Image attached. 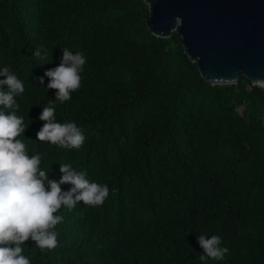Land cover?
<instances>
[{
    "label": "trees",
    "instance_id": "1",
    "mask_svg": "<svg viewBox=\"0 0 264 264\" xmlns=\"http://www.w3.org/2000/svg\"><path fill=\"white\" fill-rule=\"evenodd\" d=\"M148 13L143 0H0V35L21 32L0 45V66L52 68L64 47L85 56L81 86L54 105L84 143L38 145L41 167L58 179L68 163L109 190L99 206L58 210L54 249L24 242L30 264H202L201 233L219 234L228 249L206 264H264V86L244 76L207 83L176 32L147 29ZM19 43L20 57L4 62ZM47 80L41 97L22 101L30 127L55 99ZM180 203L186 217L168 220V206Z\"/></svg>",
    "mask_w": 264,
    "mask_h": 264
},
{
    "label": "clouds",
    "instance_id": "2",
    "mask_svg": "<svg viewBox=\"0 0 264 264\" xmlns=\"http://www.w3.org/2000/svg\"><path fill=\"white\" fill-rule=\"evenodd\" d=\"M20 35L18 31L9 41L0 35V45H12L10 43ZM23 50L21 43L15 44L2 58L4 62L18 59ZM60 50L59 63L52 68L36 67L28 62H17L11 68L0 66V264H30L29 257L24 254L26 240L33 241V247L41 251L54 249L60 239L55 226L63 219L58 210L74 211L78 202L99 206L108 196L107 184L91 180L83 169L60 163L59 178L49 179V165L47 170L41 167L38 145L48 143L78 149L85 140L84 132L74 121L56 119L54 106L57 101L69 100L81 86L85 56L69 47ZM32 54L42 57L39 50ZM47 78L45 89H54L55 99H49L42 106L34 126L30 127L24 120L26 110L22 108V101L32 95L41 97L37 87ZM64 184L70 187L64 190ZM173 217L178 220L186 217V208L181 203L170 209L168 206L166 218ZM196 240L202 249L203 254L198 255L202 264H206L208 258L223 260L228 252L221 246L219 234L201 233Z\"/></svg>",
    "mask_w": 264,
    "mask_h": 264
},
{
    "label": "water",
    "instance_id": "3",
    "mask_svg": "<svg viewBox=\"0 0 264 264\" xmlns=\"http://www.w3.org/2000/svg\"><path fill=\"white\" fill-rule=\"evenodd\" d=\"M143 1L147 29L157 37L176 32L207 83L237 84L244 76L264 86V0Z\"/></svg>",
    "mask_w": 264,
    "mask_h": 264
},
{
    "label": "rangeland",
    "instance_id": "4",
    "mask_svg": "<svg viewBox=\"0 0 264 264\" xmlns=\"http://www.w3.org/2000/svg\"><path fill=\"white\" fill-rule=\"evenodd\" d=\"M242 108L241 107H236L235 110L241 115L242 114ZM263 123H264V115H263Z\"/></svg>",
    "mask_w": 264,
    "mask_h": 264
}]
</instances>
